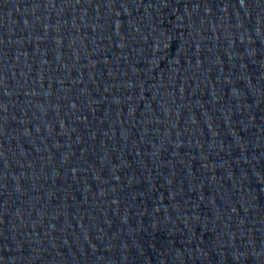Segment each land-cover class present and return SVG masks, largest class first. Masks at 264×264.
<instances>
[{
  "label": "water",
  "instance_id": "water-1",
  "mask_svg": "<svg viewBox=\"0 0 264 264\" xmlns=\"http://www.w3.org/2000/svg\"><path fill=\"white\" fill-rule=\"evenodd\" d=\"M0 264H264V0H0Z\"/></svg>",
  "mask_w": 264,
  "mask_h": 264
}]
</instances>
